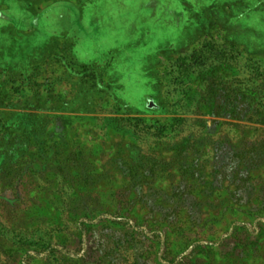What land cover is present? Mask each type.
<instances>
[{
    "label": "rangeland",
    "instance_id": "obj_1",
    "mask_svg": "<svg viewBox=\"0 0 264 264\" xmlns=\"http://www.w3.org/2000/svg\"><path fill=\"white\" fill-rule=\"evenodd\" d=\"M0 264H264V0H0Z\"/></svg>",
    "mask_w": 264,
    "mask_h": 264
},
{
    "label": "crops",
    "instance_id": "obj_2",
    "mask_svg": "<svg viewBox=\"0 0 264 264\" xmlns=\"http://www.w3.org/2000/svg\"><path fill=\"white\" fill-rule=\"evenodd\" d=\"M51 48H52V47L48 46L47 53H50V52H51ZM26 68H28V66H27ZM26 68H19V67L15 66L14 64H10V65H8V66H4V67H3V70L7 71L8 73H9V72L11 73V72L14 71V70L21 69L22 72L25 73V70H24V69H26ZM25 76H26V75H24V77H25Z\"/></svg>",
    "mask_w": 264,
    "mask_h": 264
},
{
    "label": "trees",
    "instance_id": "obj_3",
    "mask_svg": "<svg viewBox=\"0 0 264 264\" xmlns=\"http://www.w3.org/2000/svg\"><path fill=\"white\" fill-rule=\"evenodd\" d=\"M170 214H171L172 216H174V217H175V216H179V211H176V210L173 211V210H172V211H170Z\"/></svg>",
    "mask_w": 264,
    "mask_h": 264
}]
</instances>
